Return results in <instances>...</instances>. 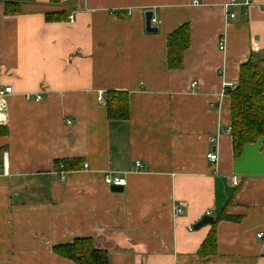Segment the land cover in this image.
<instances>
[{
  "label": "crops",
  "instance_id": "1",
  "mask_svg": "<svg viewBox=\"0 0 264 264\" xmlns=\"http://www.w3.org/2000/svg\"><path fill=\"white\" fill-rule=\"evenodd\" d=\"M195 1L0 0V71L15 90L0 125V264H78L53 250L78 237L110 264H264V140L235 158L224 87L264 54V0ZM185 23L184 66L170 69L167 39ZM109 90L129 92L128 120H109ZM72 159L82 167L61 175L55 162ZM109 172L127 184L107 185ZM223 211L238 219L218 221L217 252L200 256L214 223L195 224Z\"/></svg>",
  "mask_w": 264,
  "mask_h": 264
},
{
  "label": "trees",
  "instance_id": "2",
  "mask_svg": "<svg viewBox=\"0 0 264 264\" xmlns=\"http://www.w3.org/2000/svg\"><path fill=\"white\" fill-rule=\"evenodd\" d=\"M58 2L59 0H51ZM9 11L19 12L18 3L7 2ZM63 15V14H62ZM58 12H47V20L62 18ZM191 42L189 23L181 25L171 32L167 39V64L170 69H181L184 66L185 51ZM231 99V132L235 158H239L246 144L264 140V54L253 53L242 64L239 83L227 90ZM108 118L110 121H126L130 117V97L125 90H109L107 92ZM57 170L70 171L80 169L82 163L78 159L58 160ZM237 220L238 217L222 212L213 224L211 231L203 241L200 256L214 255L217 252L215 225L218 221ZM56 254L71 259L78 264H110L109 253L96 246L91 237H78L70 243L57 244L53 247Z\"/></svg>",
  "mask_w": 264,
  "mask_h": 264
},
{
  "label": "built area",
  "instance_id": "3",
  "mask_svg": "<svg viewBox=\"0 0 264 264\" xmlns=\"http://www.w3.org/2000/svg\"><path fill=\"white\" fill-rule=\"evenodd\" d=\"M236 0H231V3H234ZM242 5L245 7H249L253 0H240ZM196 4L199 3L198 0L195 1ZM230 17H234L235 14L234 13H230L229 14ZM70 20L73 21V16H70ZM153 22H155V19H152ZM1 23V20H0ZM0 38H1V29H0ZM1 41H0V69H1ZM195 85V84H193ZM225 88H232L231 84L225 83L224 84ZM227 91V90H226ZM15 90L14 87L11 84H7L4 82L1 71H0V125H4L7 121V107H6V100L12 95L14 94ZM25 98L27 100H35V101H40L42 99L41 94L39 93H26L25 94ZM72 120H68V123H71ZM212 140L215 141V139L213 138ZM207 158L212 162V163H216L217 159H218V155L217 153H209L207 155ZM84 167L87 168L88 167V163L84 164ZM136 167L139 169L143 168V164L142 162L139 160L136 162ZM1 171L3 174H8L9 173V165H8V161H7V156L5 154L4 156V161H3V165L1 167ZM65 173L64 170L60 171V174L63 175ZM105 183L109 186H125L127 184V179L125 176H121L119 174H116L114 172H109L106 176H105ZM235 184L238 183L237 180L234 181ZM175 209V213L177 215H180L183 212V206L181 204H175L174 206ZM210 212H208L209 214ZM263 234L259 233L258 237H262Z\"/></svg>",
  "mask_w": 264,
  "mask_h": 264
},
{
  "label": "water",
  "instance_id": "4",
  "mask_svg": "<svg viewBox=\"0 0 264 264\" xmlns=\"http://www.w3.org/2000/svg\"><path fill=\"white\" fill-rule=\"evenodd\" d=\"M152 19H153V12L147 11L146 12V30L148 32H157L158 28L156 26L152 25ZM115 189H122L123 186H113ZM215 222V217L211 214H205L202 219L195 224V228H199L206 224H212Z\"/></svg>",
  "mask_w": 264,
  "mask_h": 264
}]
</instances>
